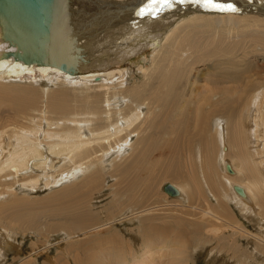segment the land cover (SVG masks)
Returning <instances> with one entry per match:
<instances>
[{"label": "bare ground", "instance_id": "6f19581e", "mask_svg": "<svg viewBox=\"0 0 264 264\" xmlns=\"http://www.w3.org/2000/svg\"><path fill=\"white\" fill-rule=\"evenodd\" d=\"M194 1L191 2H194L195 10L198 9L192 14L194 17L189 18L187 23L182 21L186 24L176 27L173 32H167V35L165 31L174 21L171 23L170 20L165 21V18H161L160 22V19L157 22L153 19L142 24L140 21H133L140 18L143 12H150L153 0H57V8L47 6L51 16L53 11L60 12L63 7L68 9L69 16L72 10L76 14L83 9L93 14L92 17L89 16L94 29H98L103 21L112 23L109 31L112 33L107 35L108 38L105 34L100 35V31L96 33L105 45L110 42L115 45L119 37L126 32H130L129 35L132 36L136 29L141 33L149 32L151 38L157 37L156 39L163 41L162 47L150 58L145 51H139L136 53L137 57H131L129 54L135 52H129L125 47V50H120L123 51L122 54L119 52L123 57L119 53L115 54L114 50L113 55H118V58H112V52H101L100 56L89 54L86 57L88 62L80 65L81 72L77 75L62 71L56 66L21 61L17 57V53L22 52L19 44V36L23 33L21 26L29 20L33 9H30V13L23 10L18 13L19 17L12 20V25L0 13V108L3 107L1 111H5V114H0V190H5L0 196H15L14 186L19 184L22 188L38 191L41 183H46V187H58L71 182V178L77 180L80 175H87L86 178L82 176L84 181L81 184L57 195V201H64V204L54 213L68 216L69 220L75 216V227L68 226L65 231L69 232L66 234L73 235L68 238H75L76 242L82 243L75 246L78 249L73 260L75 264H128V257L133 260L140 258V261H133L132 264H163L166 250L167 257L172 259L170 264H179L180 258L174 260L173 257H184L183 254L190 249L189 244L193 241L188 239L192 235L188 227L198 232L194 231L196 236L194 233L192 235L195 242L200 239L198 235H204L206 231H219L218 228L211 229L210 226L196 223V217L202 211L196 206L204 197L198 189L202 184L195 171L199 164H202L200 174L203 182L211 187L209 193L207 191L210 202L208 208L212 206L214 215H210L211 209L207 210L208 218L220 225V232L230 230L232 235L239 234L241 237L247 230L240 225L232 204L248 218H257L260 226L264 227V70L256 73L249 72L250 70H223L216 73L217 65L223 67L234 63V59L230 60L229 56L238 58L239 50L234 53L236 48L221 47L224 43L221 42L220 45L222 32L240 39V34H246V30L253 29L255 25L264 26V5L255 7L256 4H264V0H214L215 3L225 5L224 9L209 8L204 3L203 7H197L201 0ZM155 5L165 7L166 3ZM228 5L235 10L228 8ZM216 9L232 15L215 18L198 14V11L211 13ZM163 11L165 10L161 13ZM233 13H250L258 18L236 17ZM112 18L114 21H111ZM71 19L77 18L73 19L71 16ZM181 26L185 28L183 35L179 32ZM84 31L80 32L81 35H93V31ZM199 41L203 45L196 43ZM55 42L57 47L60 42ZM90 42L91 39L81 42L82 48L87 51V44ZM42 46H46H39L43 53L51 48L47 43ZM241 47L243 50V46ZM90 51L93 52L91 49ZM193 55L197 57L193 58ZM239 62L243 64L242 61ZM149 63L153 67L151 70L147 67ZM204 63L210 65L206 66L207 74H204L202 80L204 84L199 86V74L194 75L196 71L193 68L196 70L195 66ZM245 65L250 66L248 62ZM135 69L137 74H144L148 78L140 87L130 88L129 83L134 77ZM27 81L30 83L27 84ZM220 83H229L230 86L221 90L218 87ZM133 137H136L134 142ZM109 157L124 162L121 161L123 164L116 167L115 171L116 180H122L121 189H125L130 175L135 174L129 189L136 191L139 189L137 185L145 186L142 194L149 199L157 198L151 212L156 217L163 216L157 218L161 224H153L146 230L145 233L155 232L154 239L148 238L150 241L145 247L142 242L141 246L145 250L142 254L138 253L140 257L129 253L132 250L127 249L128 244L125 248L127 253L117 250H99L100 252L94 253L93 249L98 250L99 244L107 247L112 239L109 242L99 240L96 244L86 241L87 239L82 240L86 236L101 234L100 232L112 226L109 225L111 220L107 219V223L100 220L99 217L106 216L104 212L91 211L93 209L90 207L86 209L101 195L108 175L104 171V164ZM170 174L181 180L180 183L172 180L179 194L176 200L171 199V203L168 198L161 200L160 196L157 197L161 184H165V177ZM210 194L217 200L216 205L212 204ZM177 202L180 207L177 206L179 203L176 205ZM9 203L11 202L0 203V222L4 225L0 230V258L6 257V252L17 245L11 240H16L15 233L19 229L9 216L4 218L8 213ZM18 203L15 201L12 206ZM131 206L136 208V204ZM71 212H74L72 216ZM99 220L101 223H93V226L89 224L91 227L82 230L76 227L77 222ZM14 230L15 233L11 234ZM72 230H78V234ZM220 232H215V235ZM219 239L217 236L216 240ZM45 240L47 243L46 237ZM113 240L117 243L115 238ZM182 240L183 242H179ZM227 247L226 244L225 248ZM80 249L84 252L88 249L89 253H93L90 256L87 251L88 254L84 255ZM39 250V247L36 248L24 264H34L38 260ZM214 250L218 252L220 249ZM64 254H67L66 251ZM88 255L91 258H84ZM47 261L56 264L52 258Z\"/></svg>", "mask_w": 264, "mask_h": 264}, {"label": "rangeland", "instance_id": "374dc122", "mask_svg": "<svg viewBox=\"0 0 264 264\" xmlns=\"http://www.w3.org/2000/svg\"><path fill=\"white\" fill-rule=\"evenodd\" d=\"M163 1L164 0H161V2H160V0H158L157 3H153V6L150 7V12H147V11L143 12L144 14H140L141 15V16H139L140 18L137 17L133 21L135 23H136V21H140L141 22V23L139 22L140 24L147 23V20L151 21L153 19L156 22H157V20L160 19L158 21V22H160L161 18L162 19L165 18V21L170 20L169 22L174 21L173 23L171 22L173 24V25L171 24L172 25L171 27H169V28L167 27L168 29L165 31V33L167 35V32H170L171 30L173 32L176 27L184 24L185 22L186 23L189 22V18L194 17V15H192V14L198 10V9L195 10L196 6H195L194 2L196 3V1H194V0H170L169 5L166 3V5L169 6L168 8L165 5V2L163 3ZM191 1H194V2H191ZM158 2H160L162 5H165L166 8L162 7L161 5L156 6L155 4H160ZM185 2H187V3H185ZM171 3L172 4L174 3L175 4L174 6H176V7H174ZM203 3H204L203 0H201V3H199L197 5V7H203ZM154 7H155V9H154ZM167 9H169V10H167ZM162 10H165V11H163V13H161ZM205 10H207V8ZM80 11L81 12H78V13L76 12V14H77L76 15L75 10H72V12H74V13L71 12L70 18L72 16L73 19L74 18L78 19V20L77 19H75V20L71 19V21L73 24H75V27L80 32L84 33L85 32L84 30L89 31L88 24L91 23L90 20H92L91 17L93 14H89V12L83 11V9ZM177 11H178V13H177ZM165 12L167 14H165ZM210 12L211 13H199V11H198V14L208 15V16H212L215 18L226 17L228 15H232V13H229V12L224 13L223 10H220V9L219 10L216 9V10L210 11ZM233 14L236 17H248V16L249 17H252V16L255 17L256 16V15H251L250 13H248V14H246V13H242V14L241 13L240 14L239 13H233ZM89 15H91V17ZM87 16H88V18H84ZM167 17H169V18H167ZM79 18H80V20H79ZM255 18H258V17H255ZM260 18H262V17H260ZM262 19H264V17ZM182 21H185V22L183 23ZM107 23L108 22H106L105 24H107ZM90 26H92V25H90ZM119 26H121V25H119ZM168 26H170V25H168ZM118 27H116V28L118 29ZM179 28H180V31H179L180 34L182 33V35H183L184 34L183 30L185 28L182 26ZM136 30L134 31L135 34L133 33L134 35L131 34L132 36L129 35L130 32H126L127 34L125 33L124 35L119 37L120 39L115 41L116 42L115 45H114V42H113V44H112V42H110V44L105 45L103 43V41H101L100 37L95 33L93 35H90V37H87V39H83L81 41H78V43L81 45L83 42H86L87 40L90 41V39H91V42L89 44H87L88 50L86 51L85 50L86 48H84V47L82 48V50L85 51V53L82 52V54L83 55L86 54V57H88L89 54L91 56L92 53H94L93 56H100L101 52L107 53V54L112 52V54H111L112 58L114 56H117V58H118V55H115V54H118L119 52L122 54L123 51L121 52L120 50H125V48L129 49V52H135V53L129 54V56L131 55V57L133 55L135 56L136 53H139V51L140 52L145 51L146 55L148 57L149 56L151 57V55L153 56L154 53H156L162 47L163 41H160V39H156L157 37L155 39H154V37L151 38L149 36V32L141 33L139 31V29H136ZM91 31H94V28L93 29L91 28L90 32ZM246 31H247L246 34H244V35L240 34V39H238V37L232 38V36L225 35L222 32V35L223 34L224 35L223 36L221 35L220 37L224 41L221 40L220 45L223 42L224 43L221 45V47L227 48V47L232 46L231 49L236 48L237 50L235 49L236 51H234V53L239 50L237 52L238 58H234V57L229 56L230 60L234 59L233 60L234 63L233 64L228 63L227 65H223V67L220 65H217L218 70L216 69L217 70V72L215 71L216 73H218L219 71H223V70H224V72H226L228 70H229L228 72H233V71H238V70H241V71H244V70L249 71L250 70L249 72H252V73H256L258 71L261 72L262 70H264V26L255 25L253 29H248ZM111 33L112 32H107L104 34H105V36H107L108 34L110 35ZM139 33H141V34H139ZM162 33H164V31H162ZM104 34H101V35H104ZM156 34H157L156 36H159L158 33H156ZM164 34H161V36H163ZM108 37L109 36H107L106 38H108ZM96 39H100V40L96 41ZM147 41H149V42H147ZM97 42H101V43H97ZM196 43L203 45L202 41H199V43L198 42H196ZM233 45H236L237 47H234ZM238 45H239V47H238ZM241 46H243V50H242ZM90 49L93 50V52L90 51ZM114 50H116V52L113 55ZM204 52L201 53L200 55H203ZM87 53H88V55H87ZM120 53H119V56L123 57V55H121ZM136 57H137V55H136ZM192 57L194 58L197 56L193 55ZM133 58H135V57H133ZM235 61H237V62H235ZM239 61H242L243 64H241ZM247 62L250 64V66L245 65ZM220 63L221 62H219V64ZM238 64L240 66H238ZM208 65H210V64L204 63V65L195 66L196 70L193 68V71L194 72L196 71V73L194 75L197 76L199 74V80H200L199 84H198L199 86L204 84L203 83L204 81L202 82V80L205 77L204 74L206 73L205 70L207 69L206 66H208ZM147 67H150L149 70H151L153 68L150 63L148 64ZM134 71L136 72V69ZM135 72H134V77L132 78V80L129 83L131 86L130 88H132V86H139V85L141 86L143 83L146 82V80L148 78L147 76L144 77L143 76L144 74H137V72L136 73ZM262 72L264 73V71H262ZM200 78H202V79H200ZM29 83H30V81H27V84H29ZM218 85H215V86L220 87L221 90L227 89L228 86H230L229 83H224V84L220 83ZM0 95H1V93H0ZM190 96L189 97L187 96V98H190ZM1 110H3V107H2V109L0 108V114L1 115L3 113L5 114V111H1ZM4 110H6V109H4ZM135 140H136V137H133V142ZM118 160L120 162H118ZM118 160H116L115 157H109L108 158V160L104 164V168H105L104 171H106V175L107 174L108 175H107V178L105 179L104 185L101 189V191H102V192H100L101 195H98L96 197L97 198L96 200L94 199V201H93L94 203H91L93 205L90 204V206H88L86 208V209H89V207H90L91 209H93L91 211H94V212H104L106 215L105 217H107V218L99 217L100 220L103 223L104 222L107 223L106 220L109 219V220H111V223L109 225H112V226H110L109 229L107 227V229L105 231L100 232L101 234H93V236H86L87 238L84 237L83 239L81 237L80 239H82L83 241H85L87 239L86 241H88V242L91 241L92 244H93V242H94V244H96L99 240H105V241L109 242L112 239V243H110V245H107V247L103 246V244L102 245L99 244L98 250L96 247H95L96 249L94 250L93 249L94 247H93L92 249H93L94 253L96 251H99V250L100 251L102 250V252L107 251V250H117L121 253H124V252L127 253L128 250H132L129 253L139 255V254H142L143 251L145 250V248H142V247L143 246L145 247V245H147V243H149L150 240L154 239L153 235L155 232L154 233H152V232L145 233L146 230L153 224H161V222L157 218H161L163 216L160 215V216L156 217L153 214V212H151V207H152L153 203H155L157 198L153 197V198L149 199L147 196H144L142 193L145 190V186L137 185L139 189H137L136 191L133 189H129V187L131 186V184L134 180L135 174L132 173L130 175V178L127 181V185H126L125 189H121L120 186L122 185V180H120V179L116 180L117 177H115V174H116L115 171L117 170L116 167H121L119 165L123 164L124 162H123V160H120V159H118ZM201 168H202V164H199L195 168L196 173H198V175H199V179H200L199 182L202 184V186H199L198 189L200 191V194L204 195V197L202 198V201L199 203L201 205L198 204L196 206V208H198V206H199L202 209L201 213L196 217V223L200 226H205V227L210 226L211 229L212 228H218L219 231L214 230L210 233L208 231H206V233L204 235H198V239L199 238L200 239L198 242H195L192 235L194 233L196 236V233H198V232L193 230V228L190 229L188 227V229L190 230V231L189 230L188 231L192 233L191 237H189L188 239L193 240L192 243L189 244L190 249L188 251L186 250V254H183V255H185L184 257H186V258H184L183 256L178 257V258L173 257L174 260L180 258L179 264H181V263L182 264H235V263L236 264H242V263L243 264H264V246L261 244V241H262L261 239L264 240V227L262 228L260 226V224H259L260 221L257 218H248V216L241 213L239 211V209H237L232 204V207L234 208L233 210H234L235 216L240 221V225L245 226V228L247 229L246 231H244V233L241 237L239 234H237L235 236L232 235L230 230L229 231L222 230L223 232H220V230H221L220 225L218 226V224H216L217 222L215 223L211 219L208 218V211H210V209H211L210 215L211 216L214 215V213H212V209H213L212 206L210 209L208 208V207H210L208 205V203L210 204V202H208L207 191L209 193V191L211 190V187L209 184H206L205 182H203L202 174H200ZM118 169H120V168H118ZM82 176L84 178H86L87 175H85V176L80 175L77 178V180L74 178H71V182L68 181L67 183L59 185L58 187H55L54 185H52V186L49 185L48 186L49 188H48L45 185L46 183H41L42 185L40 186V189L38 191H35L32 189H25L24 187L22 188L21 185L19 184L17 186H14V191H16L15 196H13V197L12 196L11 197L10 196L5 197V195L0 196V197H4V199H0L1 204L11 202L8 204V206H10V207H8L9 208L7 210L8 213H6L4 215L5 216L4 218H7L9 216L8 218L12 219L13 223L19 229V230H16V233H15V230L13 232H11V234H13V233L16 234L15 235L16 240H11V241L17 245H14L13 248L9 249L6 252V257L0 258V264H24L31 257L32 252H35L36 248H38V247L40 249L39 253H38L39 256H38V260L34 264H52L51 262L47 261L48 258L54 259L56 264L57 263L59 264L60 262H61L60 264H69V262H73L74 258H76V253H77L76 251L78 250L77 248H75V246H77V244H82V243L76 242L75 238L70 239L73 235L72 236L68 235V234H66L68 231L67 232H65V231L67 230L68 226L73 225V228L75 227L74 226L75 225V222H74L75 216L71 217L72 219L69 220L67 218L68 216L67 217L66 216H59V215H56L54 213L57 212V210L60 209V207L64 204V201H62V203H59L57 201V198L59 197L57 195L58 194L61 195L66 189L73 187L76 184H77V186L79 184H81L84 181V178ZM166 178H169V179H166ZM161 179H159V180H161ZM102 180H104V177H102ZM172 180L174 182L176 181L175 183H180V181H181L178 176L170 174V176L165 177V180H164L165 184H163V183L161 184V187L158 191V196L156 195L157 197L160 196L161 200L164 197L168 198L170 200L169 203H171V199L176 200L177 197H171L170 195L165 193L163 191V187L167 183H170L171 185L175 184ZM9 182H12V181H9ZM4 191L5 190L2 188L0 190V194L4 193ZM53 196L56 198H54ZM209 196H211L210 198H211L212 204L216 205L217 202H215V201H217V200L215 199L213 194H210ZM5 198H6V200H5ZM7 199H8V201H7ZM16 199H18V200H16ZM15 201H18L19 203L16 206L15 205L12 206V204H14ZM25 201H27V202H25ZM178 203L179 202H177L176 205ZM135 204H136V208H134V206H131V205H135ZM66 205H68V204H66ZM163 205H165V204H163ZM179 205H180V203L177 206H179ZM127 207H128V209H127ZM71 210H74V209H71ZM124 213H127V215L123 216ZM73 214H74V212H71V216ZM39 215H40V217H39ZM15 216H16V218H15ZM17 218H19L20 220ZM36 219H38V220H36ZM99 221H97V222L85 221L83 223L77 222L76 227H80V230H82V228L85 229L87 227L93 226V223H94V225L101 223V221L100 222ZM85 223H88V224H85ZM3 228H4V225L1 224V222H0V230ZM80 230H79V232H80ZM72 231H75V230H72ZM75 232H77L76 234H78V230H76ZM110 232H111V234H110ZM215 232H220V233H219V235H215ZM106 235H108L109 238ZM217 236H218V238L221 239V240L219 239L220 241L216 240ZM45 237L48 240L47 243H46V240L44 241ZM68 237H70V238H68ZM92 237H94V239ZM100 237H101V239H99ZM110 237H113V238H110ZM114 238L116 239L117 243H115V241L113 240ZM148 238L149 239L152 238V239L149 240ZM145 241H146V243H145ZM142 242L144 243V245ZM179 242H183V240L179 241ZM262 242L264 244V241H262ZM104 244H105V242H104ZM127 244L129 245V247L127 246ZM137 244H138V246H137ZM226 244L228 245L227 248H225ZM141 245H143V246H141ZM126 246L128 249L127 251L125 249ZM131 246H135V247L133 248ZM14 247H16V248H14ZM101 248H103V249H101ZM216 248H219L220 250H218V252H217L214 250ZM221 248H224V249H221ZM104 249H106V250H104ZM137 249H140V250H137ZM178 249H179V247L176 249V252H178ZM80 250L83 251V249H80ZM65 251L67 254H64ZM87 251H88V249H87ZM87 251L86 252L83 251L85 253L84 255H86ZM93 251H91L90 253L88 251L90 256L93 253ZM213 251H215V252H213ZM164 252H165L166 256H164V254H163L165 259H163L162 262H163V264H165V263L168 264V262L170 264L172 259H170V257H167V254H166L167 250ZM3 253H5V251ZM187 254H189V256ZM85 257L87 258V257H89V255L84 256V258ZM139 257H140V255H139ZM89 258H91V257H89ZM89 258H88V260H89ZM128 259H129L128 264H130V263L132 264L133 261H140V258H138L137 260H133V259H131V257H128ZM141 259H143V258H141ZM183 259H185V261ZM88 260L86 259V262H88ZM158 262H160V260H158ZM186 262H188V263H186ZM72 264H75V263L73 262Z\"/></svg>", "mask_w": 264, "mask_h": 264}, {"label": "water", "instance_id": "95a60500", "mask_svg": "<svg viewBox=\"0 0 264 264\" xmlns=\"http://www.w3.org/2000/svg\"><path fill=\"white\" fill-rule=\"evenodd\" d=\"M57 5V0H0V13L6 19L8 18L12 25V20L19 17L18 13H21L22 10L30 13V9H33L29 20H26L21 26L23 33L19 36L21 39L19 44L22 52L17 53V57L21 61L28 64L52 65L62 71L77 75L81 72L80 65L88 62L86 55L82 54V45L77 42L87 39V37L84 34L81 35L75 24L72 23L66 7L61 8L60 12L53 11V16H51L47 6L57 8ZM259 5L264 4H256L255 7L258 8ZM111 21H114L113 18ZM90 25L93 26V24H88L89 32L94 27ZM112 26L113 24L110 22L107 24L103 22L91 34H96L98 31H100V35L104 34L110 31ZM56 40L60 42L57 47L55 46ZM45 43L51 48L49 47V50L43 53V49H40L39 46L44 48L46 46L42 45ZM41 52L50 55V57L44 56ZM163 191L171 197H176L179 194L178 190L170 183L163 187Z\"/></svg>", "mask_w": 264, "mask_h": 264}, {"label": "snow or ice", "instance_id": "6c2138e0", "mask_svg": "<svg viewBox=\"0 0 264 264\" xmlns=\"http://www.w3.org/2000/svg\"><path fill=\"white\" fill-rule=\"evenodd\" d=\"M156 2H157V0H153V3H156ZM164 2L165 3H170V0H164ZM204 4H205L206 7H209V8H220V9H224L225 8V5L215 3L214 0H204ZM227 7L230 8L231 10H235L234 8H232L231 5H228Z\"/></svg>", "mask_w": 264, "mask_h": 264}]
</instances>
